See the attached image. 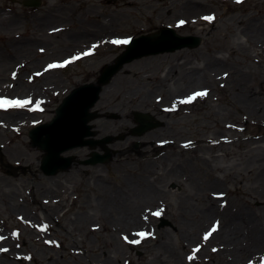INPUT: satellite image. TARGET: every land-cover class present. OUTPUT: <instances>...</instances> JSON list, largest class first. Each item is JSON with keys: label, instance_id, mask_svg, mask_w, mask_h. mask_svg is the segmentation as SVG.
Segmentation results:
<instances>
[{"label": "rangeland", "instance_id": "rangeland-1", "mask_svg": "<svg viewBox=\"0 0 264 264\" xmlns=\"http://www.w3.org/2000/svg\"><path fill=\"white\" fill-rule=\"evenodd\" d=\"M39 1L29 8L23 0H0V99L30 101L0 109V248L7 249L0 264H264V238L254 240V227L264 234V181L258 180L264 115L235 103L239 79L264 110V46L242 31L264 25V0ZM165 26L201 43L134 59L103 86L109 94L91 109L98 118L89 138L118 139L107 145L110 161L85 165L91 152L104 151L78 147L63 154L76 165L43 174V152L30 146L28 132L49 122L73 88L95 83L102 67L125 51L113 40ZM49 64L64 66L45 71ZM195 70L208 79L194 85L189 73ZM197 88L207 95L179 103ZM136 112L161 125L136 136ZM114 191L127 198L120 210L140 221L128 234L116 226L119 205H103ZM213 202L218 214H203ZM224 216L237 227L234 242L219 238ZM141 231L151 235L141 239Z\"/></svg>", "mask_w": 264, "mask_h": 264}, {"label": "water", "instance_id": "water-1", "mask_svg": "<svg viewBox=\"0 0 264 264\" xmlns=\"http://www.w3.org/2000/svg\"><path fill=\"white\" fill-rule=\"evenodd\" d=\"M35 0H26L25 6H32ZM201 39L193 36H180L169 27L163 28L158 33L141 36L130 41L125 51L118 55L111 64H107L100 70L95 83L82 84L74 89L61 101L55 109V115L51 121L32 128L28 137L30 146L42 151L40 170L45 175H55L65 171L72 165L73 156L63 154L73 148L87 146L95 149L101 147L104 154L91 152L83 164L95 165L110 161L112 153L106 144L116 140V137L108 136L101 140L89 138L95 136L92 131L91 121L98 118L95 111H91L100 97L103 86L107 85L121 69L123 64L143 56L173 52L182 48H195L199 46ZM135 121L139 124L134 133L139 136L144 132L157 128L161 124L154 122L148 114L137 112ZM160 226L166 221L161 219Z\"/></svg>", "mask_w": 264, "mask_h": 264}, {"label": "bare ground", "instance_id": "bare-ground-1", "mask_svg": "<svg viewBox=\"0 0 264 264\" xmlns=\"http://www.w3.org/2000/svg\"><path fill=\"white\" fill-rule=\"evenodd\" d=\"M197 7L198 6H193V7L190 6L188 9L195 10V9H197ZM262 27L264 28V25L255 26L254 30H252L251 28H243V30H242L243 31V36L248 41L250 39H253L254 41L256 40L257 42L254 43V44H256V45L258 44L260 47H263L264 46V34L262 33ZM79 37L80 36H76L77 39ZM93 43H95V41ZM93 43L89 42L88 44H93ZM15 46L18 49H22L24 47V44L18 43V44H15ZM75 56H80V55H75ZM219 64H220V62H216L214 64H211L210 66H211V68L214 69V67L218 66ZM169 71H170V69L169 70L167 69L165 71V75H163V77H166L169 74ZM189 76L193 80L192 83L194 85H200V82L202 81V79L204 81L208 79V74L207 75L206 74L204 75L203 73L201 74V72H199L198 70L190 71ZM237 80H238V84L237 85H238L239 91H238V93L237 92L235 93V94H237V97H238L237 98L238 100H236L235 103L237 105L239 104L241 106L242 105L246 106V108H250V111L253 114H256L255 112L257 111V114H261V115L263 114L264 115V110L262 108L258 107L259 103H258V101L256 99L257 98V94H255L254 90L253 89L250 90L252 95L254 94V96H251V95L249 96V94L244 93V89L242 88V86H240L241 84H240L239 79H237ZM105 86H107V85H105ZM105 88L106 87H103V89H102V91L100 93V98H102V96H105V95L109 94L108 93L109 90L106 91V90H104ZM261 89L264 90V86L261 87ZM195 91L196 92H200V91H205V89L204 88H197ZM117 98H118V96L113 97V102L111 101L109 104L112 105ZM104 103H105L104 101H101V102H99V105L101 106ZM125 127H128V124L125 125ZM116 140H118V139H116ZM116 140H114L113 142H115ZM113 142L106 144V146L109 145V144H112ZM116 147H121V145L118 144V145H116ZM132 147L134 149L137 148L134 145ZM128 155H131V154H128ZM72 165H76L75 161L73 162ZM258 174H259V178H260L258 180H260V183H261V181H264V167H262L260 169ZM126 199H127L126 197H124L122 195L120 196L116 191H114L111 194H109L108 198L105 197V203L103 204V205L110 204V206L113 207V205H112V202H113V203L117 204V206L119 205V210L117 208L115 209L113 207L115 209V213L117 212V214H116L117 215V217H116V226L123 228L121 230H123L125 232L128 231L126 228H128L129 226H131L132 224L138 225L139 222H140L139 218H134V216H133V214H131V212H125L123 210H120V206H123L126 203ZM108 211L111 212V208H109ZM213 213L214 214H218V210L215 208L214 202H213V206H211L208 209H206V212H204L203 214H213ZM226 218L227 217L224 216L225 224L221 228H218L219 238L223 242H225V240H227V239L229 240L230 238H232L229 241L234 242L233 234L236 231L237 227H236V225H234L235 222H233V218H232V220L230 222L227 221ZM248 218H249V223L250 224L254 225L256 223L253 219H251L250 216ZM254 229L256 230L254 240H255V238H256L257 241L262 240L264 238V234H261V232H259L257 230V227H254ZM130 232L131 231L129 230V233ZM127 234H128V232H127ZM161 246H163V244Z\"/></svg>", "mask_w": 264, "mask_h": 264}, {"label": "snow or ice", "instance_id": "snow-or-ice-1", "mask_svg": "<svg viewBox=\"0 0 264 264\" xmlns=\"http://www.w3.org/2000/svg\"><path fill=\"white\" fill-rule=\"evenodd\" d=\"M241 2V0H237V3ZM203 19L205 20H208V21H211L213 19V17L211 16H206V17H203ZM180 24H183L184 21H180L179 22ZM112 43L114 44H127L129 43V40L125 39V40H113ZM43 51V50H41ZM89 53H84L83 55H88ZM79 57H73L72 59H78ZM71 61H65L64 64H67V63H70ZM64 65L63 64H49L47 66V68L45 69V71H47L48 69H52V68H56V67H63ZM37 75H39V73H37ZM16 76V73L14 72L13 73V78H15ZM207 95V92L206 91H200V92H195L194 94L188 96L186 99H181L179 101L180 104H188V103H191L192 101H194L197 97H203V96H206ZM30 103L29 100L25 99V100H7V99H0V109H5V108H23V107H26L28 104ZM39 104V102H37V105ZM175 108V104L173 105V109L171 110H174ZM187 146V145H186ZM223 195V194H221ZM163 211V209L159 210V211H156V212H153L152 215L153 216H160L161 212ZM147 218V217H145ZM217 226H218V222L217 224L213 225L212 228L210 229V231H208L204 236H203V240L204 241H207L209 239V237L217 231ZM47 226H45V229H46ZM42 231L44 229H41ZM13 237L16 236V233L13 232L12 233ZM137 236H139L141 239L151 235V233H148V232H138L136 233ZM5 237L3 236H0V240H4ZM125 239L127 240V237H125ZM47 243H53L51 241H48ZM131 243L133 244H139L140 243V240L137 239V240H132ZM199 247L197 248H194L193 249V254L190 255L188 257V259L191 261L193 260L195 254L199 251ZM0 251H7V249H4V248H0ZM213 251H216V249H213Z\"/></svg>", "mask_w": 264, "mask_h": 264}]
</instances>
